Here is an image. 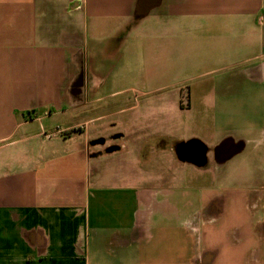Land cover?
I'll use <instances>...</instances> for the list:
<instances>
[{"label": "crops", "instance_id": "0c3cea01", "mask_svg": "<svg viewBox=\"0 0 264 264\" xmlns=\"http://www.w3.org/2000/svg\"><path fill=\"white\" fill-rule=\"evenodd\" d=\"M0 264H264V0H0Z\"/></svg>", "mask_w": 264, "mask_h": 264}, {"label": "water", "instance_id": "95a60500", "mask_svg": "<svg viewBox=\"0 0 264 264\" xmlns=\"http://www.w3.org/2000/svg\"><path fill=\"white\" fill-rule=\"evenodd\" d=\"M102 141H103V140H102ZM114 148H115V147H111L109 150H111V151H112Z\"/></svg>", "mask_w": 264, "mask_h": 264}, {"label": "trees", "instance_id": "16d2710c", "mask_svg": "<svg viewBox=\"0 0 264 264\" xmlns=\"http://www.w3.org/2000/svg\"><path fill=\"white\" fill-rule=\"evenodd\" d=\"M79 128H77V130H78ZM74 130H76V128L74 129Z\"/></svg>", "mask_w": 264, "mask_h": 264}]
</instances>
